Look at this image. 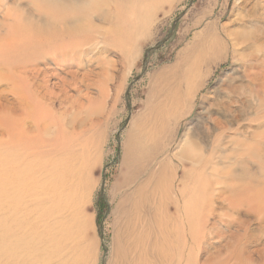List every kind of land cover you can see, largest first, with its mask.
Wrapping results in <instances>:
<instances>
[{
    "label": "rangeland",
    "instance_id": "1",
    "mask_svg": "<svg viewBox=\"0 0 264 264\" xmlns=\"http://www.w3.org/2000/svg\"><path fill=\"white\" fill-rule=\"evenodd\" d=\"M190 3L0 0L3 264H264V0Z\"/></svg>",
    "mask_w": 264,
    "mask_h": 264
},
{
    "label": "water",
    "instance_id": "2",
    "mask_svg": "<svg viewBox=\"0 0 264 264\" xmlns=\"http://www.w3.org/2000/svg\"><path fill=\"white\" fill-rule=\"evenodd\" d=\"M193 1H194V0H191V3H190V5H189L190 7L193 5ZM184 15H185V12L181 15V17H183ZM178 22H179V19H178L177 21H175V23H174V27H173V29H172V32L168 35L167 40L172 36V34H173V32H174V28L176 27V25L178 24ZM165 42H166V41H165ZM165 42H163V44H164ZM156 49H159V47L156 48ZM156 49H155V50H156ZM149 52H150V51H148L147 54H148ZM138 79H139V78H138ZM138 79H137V80H138ZM137 80H136V81H137ZM127 97H128V94H127Z\"/></svg>",
    "mask_w": 264,
    "mask_h": 264
},
{
    "label": "bare ground",
    "instance_id": "3",
    "mask_svg": "<svg viewBox=\"0 0 264 264\" xmlns=\"http://www.w3.org/2000/svg\"><path fill=\"white\" fill-rule=\"evenodd\" d=\"M143 51H144V47H142V49L140 50V57H141V55H142V53H143ZM1 230V229H0ZM3 231V230H2ZM15 252V251H14ZM11 255L13 256L14 255V253H11ZM10 255V256H11ZM0 264H3V262L2 261H0Z\"/></svg>",
    "mask_w": 264,
    "mask_h": 264
}]
</instances>
